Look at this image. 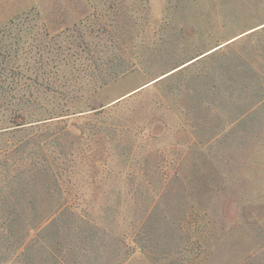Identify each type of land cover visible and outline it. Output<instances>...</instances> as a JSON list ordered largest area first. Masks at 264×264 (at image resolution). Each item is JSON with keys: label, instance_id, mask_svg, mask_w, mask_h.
<instances>
[{"label": "rangeland", "instance_id": "374dc122", "mask_svg": "<svg viewBox=\"0 0 264 264\" xmlns=\"http://www.w3.org/2000/svg\"><path fill=\"white\" fill-rule=\"evenodd\" d=\"M61 119L81 219L43 242L84 264H264V0H0V167Z\"/></svg>", "mask_w": 264, "mask_h": 264}, {"label": "trees", "instance_id": "16d2710c", "mask_svg": "<svg viewBox=\"0 0 264 264\" xmlns=\"http://www.w3.org/2000/svg\"><path fill=\"white\" fill-rule=\"evenodd\" d=\"M50 50L41 56L45 58L43 66L52 63ZM34 84L41 91L38 94H58L54 90L57 80L48 72L37 77ZM59 114H45L41 118ZM73 124L69 119H61L39 124L36 129L40 132L36 135L28 130L11 146V162L4 164V169L0 167V251H8L0 257V264H84L82 258L86 253L79 261L63 255L56 248L58 241L43 242L52 235L65 238L73 233L62 224V219H81L63 188L64 176L76 156L64 149L62 141ZM84 233L86 241L87 232Z\"/></svg>", "mask_w": 264, "mask_h": 264}]
</instances>
